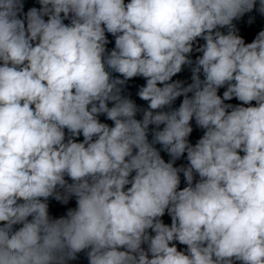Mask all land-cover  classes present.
Listing matches in <instances>:
<instances>
[{
	"label": "clouds",
	"instance_id": "9594fccd",
	"mask_svg": "<svg viewBox=\"0 0 264 264\" xmlns=\"http://www.w3.org/2000/svg\"><path fill=\"white\" fill-rule=\"evenodd\" d=\"M37 2L0 0V264H264V0Z\"/></svg>",
	"mask_w": 264,
	"mask_h": 264
},
{
	"label": "water",
	"instance_id": "95a60500",
	"mask_svg": "<svg viewBox=\"0 0 264 264\" xmlns=\"http://www.w3.org/2000/svg\"><path fill=\"white\" fill-rule=\"evenodd\" d=\"M23 3H24V12L26 13L27 10L31 7H37L39 8L40 5L39 3L37 2V0H23ZM20 17L23 18V13L20 14ZM47 17H45L46 19Z\"/></svg>",
	"mask_w": 264,
	"mask_h": 264
}]
</instances>
